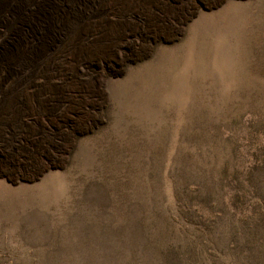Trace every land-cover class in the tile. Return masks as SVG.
<instances>
[{"label": "rangeland", "instance_id": "rangeland-1", "mask_svg": "<svg viewBox=\"0 0 264 264\" xmlns=\"http://www.w3.org/2000/svg\"><path fill=\"white\" fill-rule=\"evenodd\" d=\"M0 109V264H264V0H95Z\"/></svg>", "mask_w": 264, "mask_h": 264}, {"label": "bare ground", "instance_id": "bare-ground-1", "mask_svg": "<svg viewBox=\"0 0 264 264\" xmlns=\"http://www.w3.org/2000/svg\"><path fill=\"white\" fill-rule=\"evenodd\" d=\"M95 0H0V109L15 94H37L50 76L39 67L71 33L78 34Z\"/></svg>", "mask_w": 264, "mask_h": 264}]
</instances>
